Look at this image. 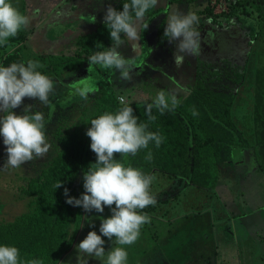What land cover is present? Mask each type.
<instances>
[{
  "label": "rangeland",
  "instance_id": "1",
  "mask_svg": "<svg viewBox=\"0 0 264 264\" xmlns=\"http://www.w3.org/2000/svg\"><path fill=\"white\" fill-rule=\"evenodd\" d=\"M108 1L110 2V0H48V3H44L43 0H16L14 4L11 2L15 6L23 5L28 9L36 6L37 11L31 9V13H27L30 16L27 29L30 31L31 25L35 26L37 22H41V26L34 28L36 30L32 35L29 34L31 35L29 39L27 36L22 43H13L9 46L14 50L17 48L20 50L23 63L28 60L39 61L42 56L60 54L70 56L74 49L71 42L76 36L92 28L93 22H89L90 18L105 11ZM208 1L168 3L163 23H160L161 18L151 21L144 19L139 26L140 39L136 42V50H132V44L127 40L119 48L131 66L129 79H123L116 69L104 70L98 67L94 73L83 70L71 75L62 83L49 77L54 81V91L49 96V104L25 98L23 104L14 111L22 114L24 107L31 105V113L39 111L46 115V124L47 122L53 124L60 118L59 110H62L63 116L69 118L70 114L66 107L70 103L85 100L75 92V87L80 86L82 81L90 82L96 90L100 82L108 81L115 95L126 100L122 105L138 106L152 103L160 91H164L166 95L175 94L180 101L185 96H191L189 93L198 61L214 65L221 64L223 60L239 63L246 61L247 82L241 87L239 100L234 107L237 122L242 124L251 106L249 89L252 74L255 68L264 66V45L257 40L253 43L249 37L250 32H257L259 25L264 22V15L257 10V7L260 9L262 6V0H248L249 5L231 25L224 16L218 17L215 23L212 22L205 11ZM235 1L223 2L221 6L228 11ZM234 9L241 10V7L235 5ZM218 10L221 11L219 8ZM175 11L183 13L193 11L200 18L199 24L195 26L199 32V54L186 55L181 67L175 65L173 55L178 41L169 43L168 38L164 36L168 16ZM0 48L1 64L8 53V47ZM12 63L16 62L10 61L7 66ZM42 68L44 66L38 69ZM64 102L70 103L63 105ZM44 131H47V127ZM231 151L229 158L231 157L232 162L234 159L238 162L244 157L239 156L245 154L239 148L233 147ZM46 156L47 154L43 157H34L19 168L4 167L7 153L3 137H0V215L4 213L6 219H12L25 209V201L21 195L25 194L28 180L37 177L39 168L33 167L34 162L38 163ZM258 170L254 171V176L241 184V190H244L246 185L256 188L258 177L262 175ZM149 175L155 176L150 192L156 198V203L138 210L150 217V223L141 227L135 243L121 246L128 253L127 264H264V250L259 249L256 243L247 241L249 230L243 229V220L235 217L227 221L230 209L233 208H224L225 200L220 196L221 193L185 186L184 183L157 171ZM260 198L262 201L258 203H264V191L257 199ZM235 201L237 202V199ZM251 202L247 203L249 208L254 207L256 201ZM110 215L111 210L108 207H105L103 213L95 211L86 213L83 210L82 224H90L92 231L100 234L102 217L107 218ZM248 224L247 228H250ZM87 234L78 233L72 247L58 264H77L78 255L84 256L78 253L77 246ZM230 235L234 237H229ZM102 238L105 240V257L103 259L87 257L89 264H104L107 252L120 246L115 243V239L110 241L107 237ZM214 254L217 256L213 257Z\"/></svg>",
  "mask_w": 264,
  "mask_h": 264
},
{
  "label": "trees",
  "instance_id": "2",
  "mask_svg": "<svg viewBox=\"0 0 264 264\" xmlns=\"http://www.w3.org/2000/svg\"><path fill=\"white\" fill-rule=\"evenodd\" d=\"M190 1L158 0L157 6L151 8L144 19L151 21L161 18L160 23H163L169 4ZM228 1H208L205 11L212 22L224 16L229 25L234 24L249 5L248 0H236L227 11L221 4ZM125 2L130 0H110L107 6L111 4L117 10H122ZM235 5L241 10L234 9ZM261 5L257 10L263 16L264 0ZM104 13L96 16L91 29L79 34L71 42L74 47L72 55L37 58L44 66L37 71L62 83L71 75L88 70V58L96 51H105L112 46L109 29L103 20ZM23 31L10 37L8 45L22 43L27 37ZM121 36L124 38L123 33ZM249 37L253 43L257 40L264 45V22L259 25L257 32H250ZM10 61L21 62L18 48L11 55L7 53L0 65L7 66ZM246 73V61L223 60L219 65L198 61L193 73L191 96L183 97L175 110H165L161 114L153 107L151 114L156 119L150 121L146 113V106L150 103L128 105L134 109L138 123H147L148 131L158 132L165 139L158 148L154 142H150L148 149H141L135 156L125 158L116 154V158L126 166L139 168L146 174L157 171L185 186L213 190L219 180L218 165L230 150L233 147L242 151L252 148L258 168L264 173V66L255 68L252 74L249 89L251 111L243 122L245 124L251 119L254 128L239 129L234 107L239 100L241 87L247 82ZM68 103L64 102L63 105ZM124 106L119 103L110 83L103 81L90 98L70 103L66 107L69 118L59 110L60 118L53 124H46L44 115L46 140L51 147L42 161L34 162L33 167L39 168L37 177L28 180L25 194L21 195L25 209L12 219H6L4 213L0 215V245L17 247L19 258L25 264L33 259L41 260L43 264H58L72 247L79 232L87 234L92 231L90 224H82L83 208L66 203L68 197L64 189L69 190V197L75 198L85 191L84 172L96 161V155L90 148V138L86 135L87 129L91 127L90 121L105 112L115 113ZM193 110L198 115L194 116ZM149 151L152 153L151 161L145 159ZM58 182H63V186L56 189Z\"/></svg>",
  "mask_w": 264,
  "mask_h": 264
},
{
  "label": "clouds",
  "instance_id": "3",
  "mask_svg": "<svg viewBox=\"0 0 264 264\" xmlns=\"http://www.w3.org/2000/svg\"><path fill=\"white\" fill-rule=\"evenodd\" d=\"M158 0H130L123 3L122 10H117L109 4L103 20L109 29L112 46L105 51H96L88 58V71L94 73L97 67L104 70L116 69L123 79L130 78L131 66L119 51L125 40L136 50L139 41V26L146 13L157 6ZM92 16L89 22H95ZM200 18L196 12H172L164 29V36L169 43L176 42L174 63L181 67L186 55H198L200 50L199 32L196 25ZM30 23L28 16L21 13L11 0H0V47H8V54L14 50L8 45L10 37H15L19 31ZM124 34L122 38L121 34ZM43 67L39 61L28 60L27 63H12L10 66L0 65V137L6 146L7 160L4 167L19 168L34 157H43L51 145L46 140L44 115L36 111L31 113V105L25 106L22 114L14 109L19 108L25 98L38 100L47 105L49 96L54 91V81L37 71ZM96 89L90 82H81L75 87V92L82 98ZM120 101L124 104V98ZM180 103L175 94L160 91L154 101L146 106L150 121L156 119L152 109L155 107L161 114L165 110H175ZM31 113V114H30ZM194 116L198 112L193 110ZM91 127L86 131L90 138V148L96 155L95 163L83 175L84 193L79 198L69 197L67 188L64 194L66 203L82 207L86 213H103L105 207L111 210V215L101 219L99 233L89 231L78 244L77 264H89L87 257L103 259L105 257V240L107 237L117 247L107 252L104 264H127L128 253L125 245H132L140 235L141 227L150 223V217L142 211L147 206L155 205L156 198L150 192V186L155 176L144 173L141 169L126 166L116 158L135 156L141 149H148L150 142L158 148L164 137L158 132L148 131L147 123H138L134 109L125 104L117 112H105L90 121ZM151 161L149 151L145 157ZM63 186L58 182L55 188ZM19 249L15 246L0 245V264H25L20 260ZM26 264H43L41 260L33 259Z\"/></svg>",
  "mask_w": 264,
  "mask_h": 264
},
{
  "label": "crops",
  "instance_id": "4",
  "mask_svg": "<svg viewBox=\"0 0 264 264\" xmlns=\"http://www.w3.org/2000/svg\"><path fill=\"white\" fill-rule=\"evenodd\" d=\"M11 2L14 4L16 0H11ZM43 2L48 3V0H43ZM15 7H17L21 13L28 16V18H30V16L27 13H31V9L33 11L38 10L36 6L34 7L31 6L29 9L23 5H19ZM37 18L38 17L36 16V19ZM39 26H41V22H37L35 26L32 24L30 31L27 29V27L26 29L23 28V30H25V33L28 36V39L35 32L36 29L34 28H39ZM248 111L250 113L251 107L249 108ZM236 123L239 129H243V128L251 129V127L254 128V124L252 123L251 119H249V121L245 124L244 123L241 124V122H236ZM242 152H245V154L242 153L239 154V156L241 157L244 156V157L240 159V161L238 162L236 159H234L233 162L230 160L231 157L229 158V156L232 154V151L230 150V152L225 156V158H223L222 162L219 163L218 165L219 180L217 182L216 187L212 191H216L215 193H221L220 196L224 197L225 200L223 201L225 203L224 208L229 207L236 209L235 211L233 209L232 210L230 209L231 212L229 213V216L226 218L227 221L235 217L242 219L244 222L243 229L249 230L247 234L248 237L247 241H249L250 243H256L259 249L264 250V203H258L262 201V199L261 198L257 199L259 195H261L264 191V173L258 170L260 173H262V175L258 177V182L257 183L255 182L256 188L254 186L246 185L244 187V190H241V184L245 183L248 178L250 179L252 176H254L255 175L254 171H257V169H259L254 156L253 149L252 148L244 149ZM229 176H231L230 179ZM229 180L231 182H228ZM192 187L196 188L194 186ZM197 189H201V188H197ZM236 199L237 202L235 201ZM251 201L253 202L256 201L257 203L255 202V205H253L254 207L249 208L247 203ZM247 223H249L248 227L250 228H247ZM232 236L234 237V235H230L229 237ZM242 239L244 240L245 238L243 237ZM217 255L213 257H216Z\"/></svg>",
  "mask_w": 264,
  "mask_h": 264
},
{
  "label": "built area",
  "instance_id": "5",
  "mask_svg": "<svg viewBox=\"0 0 264 264\" xmlns=\"http://www.w3.org/2000/svg\"><path fill=\"white\" fill-rule=\"evenodd\" d=\"M120 98H121L120 96H119V97H117V99H118L119 103H120V104H122V103H121V101H120ZM124 102L126 103V100H125V99H124Z\"/></svg>",
  "mask_w": 264,
  "mask_h": 264
}]
</instances>
